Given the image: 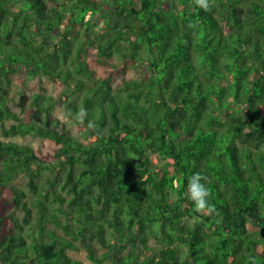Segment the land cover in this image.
<instances>
[{"label": "trees", "instance_id": "obj_1", "mask_svg": "<svg viewBox=\"0 0 264 264\" xmlns=\"http://www.w3.org/2000/svg\"><path fill=\"white\" fill-rule=\"evenodd\" d=\"M211 3L0 0V134L57 145L46 162L0 138V197L8 187L21 212L0 217V264H85L67 249L93 263L264 264V0ZM20 70L57 97L26 102ZM197 172L211 215L187 194Z\"/></svg>", "mask_w": 264, "mask_h": 264}, {"label": "rangeland", "instance_id": "obj_2", "mask_svg": "<svg viewBox=\"0 0 264 264\" xmlns=\"http://www.w3.org/2000/svg\"><path fill=\"white\" fill-rule=\"evenodd\" d=\"M137 74H139V70L135 67H131V66H127L126 70H125V75L128 77H134ZM14 80H17V82L19 81V86L21 88L25 89V101L27 102L30 97L32 96L33 93L39 92V93H45V94H51L55 97H57V95L59 94L60 91V86L55 83L53 80L47 78V77H41L39 78L38 76L29 78L27 76V74L25 73V71L20 70L18 72H16L15 74H13ZM22 80L26 81V86H23ZM14 89H17V86H14ZM9 94L13 97L10 100L11 106L13 108H15L16 110L19 109V97L17 92H15V90L10 89ZM18 101V102H17ZM17 103V104H16ZM54 114L59 116L60 119L66 121L72 128L73 132L77 131V125L76 123H70V121L68 120V118L65 116L64 112L58 108H56V110H54ZM8 122H11V120H7L6 123L8 124ZM0 138L3 140H13L16 141L18 143H23V144H29L34 151L37 153V155H39V157L48 162V161H52L53 158V151L55 149V147L57 146L55 144V142L51 139H48L46 137H41V136H37L34 134H26L24 136L21 135H14V136H3L0 134ZM27 181V176L26 175H22L21 177L17 178L14 181V184L20 188L25 189L26 188V183ZM28 199V197H27ZM10 209V210H9ZM14 205L12 203V191L6 187L3 192L2 195L0 197V217H2L3 215L7 216L10 212H13L14 214H18L21 215V212L19 209H15V211L13 210ZM9 210V211H8ZM32 215H36L35 213V209L32 208ZM48 226H52L50 223L47 224ZM151 227L154 229H157L158 227V223L157 222H152L151 223ZM57 231L62 234V232L60 230L57 229ZM150 244H152V240L150 239ZM104 248L101 246H98L97 248V252L100 253L101 251H103ZM67 254L72 257V258H76V259H80L82 260L85 264H109V260H105L101 263H93L92 261H90L87 256L86 253L83 249H67L66 250Z\"/></svg>", "mask_w": 264, "mask_h": 264}, {"label": "clouds", "instance_id": "obj_3", "mask_svg": "<svg viewBox=\"0 0 264 264\" xmlns=\"http://www.w3.org/2000/svg\"><path fill=\"white\" fill-rule=\"evenodd\" d=\"M195 4L203 9L204 11H210L212 7L211 0H195ZM69 115H72L69 113ZM87 116V110L81 108L74 116V119L81 124L84 123L85 118ZM88 128H94L95 124L93 121H88ZM201 181H207V177L197 172L194 173L188 180V191L187 194L189 198L195 205V209L201 213H207L209 215L213 214L216 209L213 205L208 202V198L210 196V192L206 187L205 183H201ZM252 264H255L253 260Z\"/></svg>", "mask_w": 264, "mask_h": 264}]
</instances>
